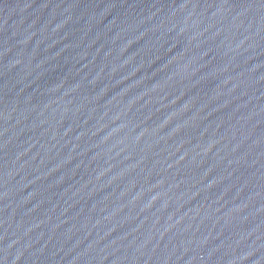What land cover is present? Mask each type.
Segmentation results:
<instances>
[{
	"label": "water",
	"instance_id": "1",
	"mask_svg": "<svg viewBox=\"0 0 264 264\" xmlns=\"http://www.w3.org/2000/svg\"><path fill=\"white\" fill-rule=\"evenodd\" d=\"M0 264H264V0H0Z\"/></svg>",
	"mask_w": 264,
	"mask_h": 264
}]
</instances>
